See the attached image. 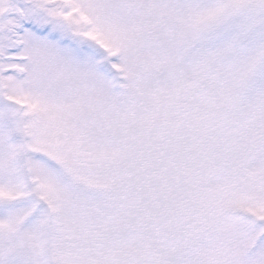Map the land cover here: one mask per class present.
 I'll list each match as a JSON object with an SVG mask.
<instances>
[{"label":"snow or ice","instance_id":"1","mask_svg":"<svg viewBox=\"0 0 264 264\" xmlns=\"http://www.w3.org/2000/svg\"><path fill=\"white\" fill-rule=\"evenodd\" d=\"M0 264H264V0H0Z\"/></svg>","mask_w":264,"mask_h":264}]
</instances>
